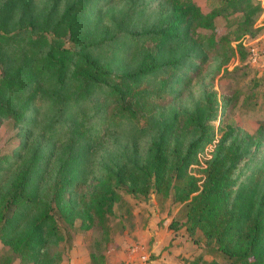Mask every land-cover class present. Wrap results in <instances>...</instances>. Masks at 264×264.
I'll return each instance as SVG.
<instances>
[{
    "label": "trees",
    "instance_id": "obj_1",
    "mask_svg": "<svg viewBox=\"0 0 264 264\" xmlns=\"http://www.w3.org/2000/svg\"><path fill=\"white\" fill-rule=\"evenodd\" d=\"M99 1L0 0V124L13 120L19 137L0 159V241L23 262L59 264L56 211L68 225L98 224L108 250V216L125 187L144 198L172 193L187 204L190 233L232 264H264V120L253 133L221 129L200 187L188 169L213 140L218 99L204 88L189 104L164 103L211 53L223 62L234 53L227 35L216 39L215 18L240 12L236 37L255 36L260 7L221 0L203 13L194 0Z\"/></svg>",
    "mask_w": 264,
    "mask_h": 264
},
{
    "label": "rangeland",
    "instance_id": "obj_2",
    "mask_svg": "<svg viewBox=\"0 0 264 264\" xmlns=\"http://www.w3.org/2000/svg\"><path fill=\"white\" fill-rule=\"evenodd\" d=\"M194 1L203 13H209L222 5L221 0ZM251 3L260 7L253 18L254 27H259L258 33L255 36L236 37V29L242 21L240 12L231 14L228 20L216 17V39L227 35L228 47L234 53L227 62H223L224 56L211 53L200 74L183 88L178 99H172L169 95L165 97V104L180 106L199 100L200 90L206 88L209 93L214 92L218 99L217 114L211 121L213 140L197 154L196 162L188 169L189 175L196 178V184L200 187L221 129L226 125H238L253 133L264 120V0H251ZM239 44L244 49L242 53ZM71 45L67 43L66 46ZM133 49L134 45L127 43L122 51L131 53ZM112 52L107 47L102 51L107 56ZM118 63L121 62L116 59L115 64ZM17 132L18 127L11 119L0 124V159L11 156L18 147ZM97 173V167L93 168L89 180L78 189L79 196L90 189ZM186 212L187 204L174 201L172 193L162 196L152 191L144 198L128 193L124 187L121 189V200L108 216L113 240L109 249L104 250V234L98 224L85 230L80 226L81 220L76 219L73 225H68L55 211L57 223L64 235L59 246L62 253L59 264H94L91 252L104 255L102 264H209L210 261L232 264L218 250L214 241H208L199 230L190 233L186 229ZM0 264L32 263L21 261L0 241Z\"/></svg>",
    "mask_w": 264,
    "mask_h": 264
}]
</instances>
